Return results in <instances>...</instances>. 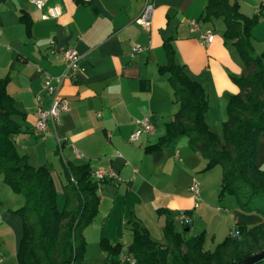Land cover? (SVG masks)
Returning <instances> with one entry per match:
<instances>
[{"label": "crops", "instance_id": "obj_1", "mask_svg": "<svg viewBox=\"0 0 264 264\" xmlns=\"http://www.w3.org/2000/svg\"><path fill=\"white\" fill-rule=\"evenodd\" d=\"M144 1L46 0L41 11L30 0H0V79L10 78L7 91L20 111L13 116L20 125V132L12 136L17 151L27 156L32 166L51 170L57 204L58 187L64 196L67 183L65 164H87L92 172L103 167L118 173L121 180L100 182L98 219L89 226L99 231L95 243L108 238L122 243L124 251L132 241L130 221H137L163 242V227L173 221L177 228L175 217L182 210L192 215L189 235L205 231L220 238L218 232H225L226 225L230 235L239 224L250 228L262 223L260 214L242 211L236 202L219 204L221 179L206 176L211 171L200 173L206 160L190 148L187 137L148 150L165 135L166 125L180 107L169 74L159 70L167 64L166 40L171 41L186 73L205 88L209 97L205 121L213 131L228 118L229 96L240 91L232 76L242 75L244 67L236 48L224 39L222 19L203 20L208 0H153L150 30L135 22ZM229 1H237L246 16L256 14L264 5V0ZM52 9H57L59 16L43 20V12ZM25 19L31 23L29 34ZM192 20L199 23L201 31L213 32L210 46L199 40ZM136 45L143 50L133 53ZM253 46L257 55L264 53V17L253 30ZM66 47L79 52L86 70L63 82L60 93L69 101V109L59 125L40 133L35 130L36 96H42L45 108L51 103V96L42 91L40 70L62 74L66 63L60 49ZM146 117L152 119L154 132L130 141L138 129L136 120ZM75 148L82 157L75 156ZM256 164L264 169V133L259 138ZM194 180L200 187L197 197L190 191ZM23 205L24 197L14 194L0 177V264H19L24 226L16 211ZM95 251L84 264H104L106 254Z\"/></svg>", "mask_w": 264, "mask_h": 264}, {"label": "trees", "instance_id": "obj_2", "mask_svg": "<svg viewBox=\"0 0 264 264\" xmlns=\"http://www.w3.org/2000/svg\"><path fill=\"white\" fill-rule=\"evenodd\" d=\"M263 17L264 5L253 17L244 15L237 1L208 0L205 8L203 20L222 19L224 39L236 48L244 67L242 75L232 76L240 91L229 96L222 141L205 121L209 103L205 88L186 73L171 41H165L167 64L159 70L169 74L180 107L166 125L165 135L148 148L158 150L187 137L190 148L206 160L205 170L221 166L220 196L235 195L243 211L260 214L263 222L251 228L239 224L238 237L230 234L215 249L206 250L205 233L189 235V226L178 230L168 221L163 227L164 241L159 242L137 221H130L132 241L125 252L132 261L121 258L122 243L102 238L104 264H234L264 250V169L256 164L264 133V60L255 53L252 35ZM25 21L29 34L31 23ZM9 81V77L0 79V177L14 194L24 197V205L16 211L24 226L18 263L83 264L87 244L83 231L98 215L100 182L92 179L89 165L65 164L64 207L58 208L51 170L32 166L12 139L20 132L13 119L20 111L7 91ZM255 264H264V259Z\"/></svg>", "mask_w": 264, "mask_h": 264}, {"label": "built area", "instance_id": "obj_3", "mask_svg": "<svg viewBox=\"0 0 264 264\" xmlns=\"http://www.w3.org/2000/svg\"><path fill=\"white\" fill-rule=\"evenodd\" d=\"M30 2L41 11H44L46 6V0H30ZM155 11V4L153 0H145L144 8L141 14L136 18L135 22L145 30H150L153 24V15ZM59 12L57 9H52L51 13L43 12L42 19L46 20L50 17L57 18ZM191 25L194 30L198 31L199 40L206 46H210L214 41L213 32H203L200 30L199 23L196 20L191 21ZM143 50V47L136 45L133 47V53H138ZM61 55L66 63V68L59 76H54L46 71L42 73V91L51 96V103L48 108L44 107L43 98L40 94L36 96L38 104V111L36 115L35 130L40 133H46L51 126H57L62 121L63 114L69 109V101L63 97L60 93V88L63 82L67 79H76L81 73L86 70V67L82 64V56L73 47H66L60 49ZM138 129L130 136V141H137L142 134L154 132V124L151 118L146 117L136 120ZM75 156L82 157L76 148L73 150ZM94 178L98 181L109 180H121L118 173L112 169H106L99 167L92 172ZM190 191L194 196H198L200 193V187L196 180L190 185ZM176 220L182 226H189L192 224V215L185 210L180 211L175 217ZM233 237H238V232L233 229L231 232ZM121 258L124 260H131L124 251L121 253ZM132 261V260H131Z\"/></svg>", "mask_w": 264, "mask_h": 264}, {"label": "rangeland", "instance_id": "obj_4", "mask_svg": "<svg viewBox=\"0 0 264 264\" xmlns=\"http://www.w3.org/2000/svg\"><path fill=\"white\" fill-rule=\"evenodd\" d=\"M255 15V14H254ZM254 15H252V16H249V17H253ZM258 26V25H257ZM254 30V29H253ZM252 35H253V32H252ZM263 54L264 53H262V54H260L261 56H263ZM263 60H264V58H263ZM207 96H208V94H207ZM209 98V97H208ZM229 101V100H228ZM228 105V104H227ZM214 109L216 110V115H217V113H218V110H219V108H218V104H216V106H214ZM218 129L219 130H217V132L216 131H213L215 134H217V136L219 137V139L222 141L223 140V124H221V126H220V124L218 125ZM209 171H211V173H208L206 176H210V177H212L213 179H216V177H217V179H221L222 180V175H223V171H222V168H221V166H214V167H212L211 169H209V170H205V166H204V168L201 170V172L200 173H207V172H209ZM62 179L64 180V177L62 176ZM60 188L58 187V208H60V210L61 209H63V205H64V196H63V193H62V191H60L59 190ZM220 194H221V185H220V190H219V192L217 193V199L220 201L219 202V204L220 205H225V206H229L230 205V202L232 201V202H236V205H238V202H237V199H236V197H235V195H232V194H230V193H225L222 197L220 196ZM23 197V196H22ZM20 198H21V196H20ZM238 208H240L239 207V205H238ZM241 209V208H240ZM243 211V210H242ZM99 213V212H98ZM98 217V215L96 216V218ZM96 218L93 220V222L91 223V224H89L85 229H84V231H83V234H84V237H85V240H86V248H85V251H84V260H83V264L85 263V261H87V259H90L91 257H93V255H94V253L96 252L95 251V249H100L101 251H102V249H101V246H100V242H101V240H102V238L98 241V243H95V241H96V239L99 237V231H96L95 229H94V227H89V226H91L94 222H95V220H96ZM98 219V218H97ZM205 222H206V220H203V224L204 225H206L205 224ZM176 225H177V228H178V230H183V227L184 226H182L178 221L176 222ZM255 225H252V226H250V228L251 227H254ZM204 227H206V226H203V228ZM218 227H220V225H218ZM88 228V233L87 234H85V230ZM202 228V229H203ZM220 228H222V227H220ZM229 226H225V232H223V230H221L220 232H218L219 234V237L220 238H218V236L216 237V236H214L215 234H214V232L213 233H206L205 231H201V232H199V233H202V232H204L205 233V243H204V248L206 249V250H209V249H215V247L219 244V243H221V242H223L224 240H225V238L227 237V235H228V231H229ZM88 239V240H87ZM163 240V239H162ZM88 243H89V246H87L88 245ZM96 244H97V246H96ZM124 253H126L125 252V250H124ZM87 254V255H86Z\"/></svg>", "mask_w": 264, "mask_h": 264}, {"label": "water", "instance_id": "obj_5", "mask_svg": "<svg viewBox=\"0 0 264 264\" xmlns=\"http://www.w3.org/2000/svg\"><path fill=\"white\" fill-rule=\"evenodd\" d=\"M264 259V250L234 264H255Z\"/></svg>", "mask_w": 264, "mask_h": 264}]
</instances>
